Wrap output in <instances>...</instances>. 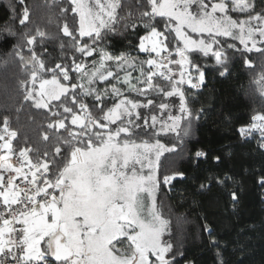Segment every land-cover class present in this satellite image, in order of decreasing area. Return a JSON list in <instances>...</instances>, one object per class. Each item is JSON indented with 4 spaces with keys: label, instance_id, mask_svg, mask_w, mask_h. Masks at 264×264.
I'll return each instance as SVG.
<instances>
[{
    "label": "snow or ice",
    "instance_id": "snow-or-ice-1",
    "mask_svg": "<svg viewBox=\"0 0 264 264\" xmlns=\"http://www.w3.org/2000/svg\"><path fill=\"white\" fill-rule=\"evenodd\" d=\"M0 12V264H250L264 221L239 223L247 198L264 204V0ZM238 68L259 106L238 107ZM184 193L191 235L169 203ZM201 197L235 222L229 239Z\"/></svg>",
    "mask_w": 264,
    "mask_h": 264
},
{
    "label": "trees",
    "instance_id": "trees-1",
    "mask_svg": "<svg viewBox=\"0 0 264 264\" xmlns=\"http://www.w3.org/2000/svg\"><path fill=\"white\" fill-rule=\"evenodd\" d=\"M37 2L42 3L43 0H37ZM3 13L0 12V15ZM41 22H46L43 19V14L41 13ZM253 59L256 62V74H259L260 68L264 66V58L259 57L257 54H253ZM3 68L0 67V73H3ZM252 73L246 72L242 69H237V82L233 86V95H235L239 100L238 107L241 111L246 110V105L259 106V98L255 93L253 87L251 86ZM4 102V95L0 93V103ZM181 192L183 188L178 185ZM213 193L212 195H214ZM201 201L204 204L205 211L214 218L218 229L225 239H229L234 233L230 232L225 225L234 224L230 216L225 213L222 204L217 205L214 200H210V197H201ZM173 209L174 222L176 217H185L187 222L183 224L184 230L191 235L197 228V213L192 209L191 197L188 193H184V198L181 199L179 195H174V198L169 201ZM264 221V204H261L258 199L253 195L245 200L243 210L241 212V220L239 227L246 228L250 225L259 226V224ZM260 241L256 242V247L251 252V262L250 264H264V248L261 247ZM194 248V245H192ZM201 264H212L211 255L205 254L204 259Z\"/></svg>",
    "mask_w": 264,
    "mask_h": 264
}]
</instances>
